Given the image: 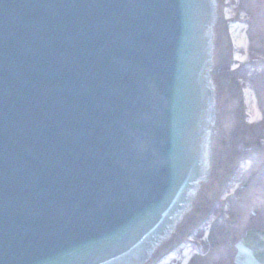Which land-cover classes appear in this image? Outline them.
<instances>
[{
	"label": "water",
	"instance_id": "1",
	"mask_svg": "<svg viewBox=\"0 0 264 264\" xmlns=\"http://www.w3.org/2000/svg\"><path fill=\"white\" fill-rule=\"evenodd\" d=\"M218 21L217 0H0V264L171 241L222 139Z\"/></svg>",
	"mask_w": 264,
	"mask_h": 264
},
{
	"label": "flooded vegetation",
	"instance_id": "2",
	"mask_svg": "<svg viewBox=\"0 0 264 264\" xmlns=\"http://www.w3.org/2000/svg\"><path fill=\"white\" fill-rule=\"evenodd\" d=\"M233 1L256 14L264 0H246L251 3L248 8L243 0ZM228 110L232 118L237 117L234 106ZM260 124L255 128L245 121L225 122L226 143L212 184L201 194L178 235L149 264L168 263L178 256L177 261L181 264L182 259L183 264L182 254L189 252L192 254L186 264H239L242 259L246 263L252 247L264 264V121ZM252 231L259 232L255 240L249 236ZM194 243L201 246L200 252Z\"/></svg>",
	"mask_w": 264,
	"mask_h": 264
},
{
	"label": "rangeland",
	"instance_id": "3",
	"mask_svg": "<svg viewBox=\"0 0 264 264\" xmlns=\"http://www.w3.org/2000/svg\"><path fill=\"white\" fill-rule=\"evenodd\" d=\"M250 2L253 3L254 0ZM250 4L246 0H243V5L246 8H248ZM246 13L248 12L246 11L245 14ZM243 18L244 20H247L248 16L243 15ZM233 32H236V43L238 44V42H241V45L237 50L232 49V60H230L227 55L224 56L222 64L219 68L215 70V73L219 77V81L224 84L225 88L228 87V84H232V77L238 79V83H242L243 87L247 88L248 105L250 107V110L253 112L252 121L256 125V123L260 122V120L264 121V80L262 78L263 74L258 76L255 70L252 71L253 64L256 63L251 62L250 65H247L245 63H239L233 58L235 57V54H239V58L243 61L246 59L255 60L258 58V55H260V50H258V48L256 47L257 44H255V40L256 37L257 39L261 37L260 39H262V41L264 42V10H260V12L255 17L254 23L250 24V27L248 29V40L246 36H244L245 30L243 27L237 26V28H235ZM249 33L252 38L249 37ZM238 64H241V67H239ZM234 67L239 68L235 71ZM186 249H188V247H186ZM191 254L192 252H189L186 255L182 254V257L186 258ZM177 258H179V256L176 257V259H172L170 262L164 264L176 263L178 262ZM178 264H180V262H178ZM202 264H207V262H202Z\"/></svg>",
	"mask_w": 264,
	"mask_h": 264
},
{
	"label": "bare ground",
	"instance_id": "4",
	"mask_svg": "<svg viewBox=\"0 0 264 264\" xmlns=\"http://www.w3.org/2000/svg\"><path fill=\"white\" fill-rule=\"evenodd\" d=\"M236 36V32L234 33V37ZM238 40V39H237ZM237 42V41H236ZM238 45H241V42H238ZM239 57V54H237V56H236V58H238ZM187 261H188V258H185L184 260H183V264H186L187 263Z\"/></svg>",
	"mask_w": 264,
	"mask_h": 264
}]
</instances>
